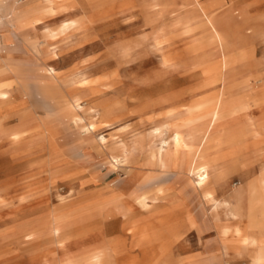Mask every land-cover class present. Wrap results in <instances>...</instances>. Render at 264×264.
Instances as JSON below:
<instances>
[{
  "label": "rangeland",
  "instance_id": "rangeland-1",
  "mask_svg": "<svg viewBox=\"0 0 264 264\" xmlns=\"http://www.w3.org/2000/svg\"><path fill=\"white\" fill-rule=\"evenodd\" d=\"M263 17L264 0H0V264H258L230 237L239 202L264 211ZM220 94L213 138L245 135L207 195L194 128ZM161 138L183 144L174 168L150 156Z\"/></svg>",
  "mask_w": 264,
  "mask_h": 264
},
{
  "label": "bare ground",
  "instance_id": "bare-ground-1",
  "mask_svg": "<svg viewBox=\"0 0 264 264\" xmlns=\"http://www.w3.org/2000/svg\"><path fill=\"white\" fill-rule=\"evenodd\" d=\"M227 7L232 8V6L229 5L226 7L224 6L223 9ZM204 15L211 21L212 26L215 29L218 37L222 40L223 43H225L223 37L221 36L220 32L218 31L217 27L214 25V23L212 22V20L210 19L206 11H204ZM0 22H1V18H0ZM1 54H4L5 56H7V58H12L15 55V51L11 46L4 44L2 39L0 38V55ZM228 58L229 56L227 54V50L225 49L223 59L221 61L222 68L228 65ZM261 82H264L263 78ZM261 90H264V85L261 87ZM10 97H11V90L8 85L7 74L4 70H1L0 68V101L7 102ZM223 97H224L223 94H220L218 96V99L214 106L215 115L210 120L207 119V120L202 121L200 124L197 125L196 128H194L197 132L203 133L204 140L200 144L198 151L196 153V159L194 160L195 163H194V167L191 173H192V177L196 176L195 186L199 190L205 189L207 195H211L209 193V189H210L209 180H210L211 175L213 173H216L215 175L216 181L220 180L221 178L225 176L224 172L221 170V166L219 165V163L221 162L222 159H224L225 156L230 154L229 150L233 146L235 147V145H237L238 143L237 140L245 135V131L243 130V128L236 126L229 136H226V137L215 136L217 138L215 139L213 138L215 133L219 132L218 128H219L220 122L222 120V117L224 115L225 108H226L225 104L222 102ZM257 101H260V100H257ZM242 108L244 109V111L249 110L248 109L249 106L243 105ZM246 116L248 117L247 121L252 127V131L255 133L258 132V129L255 128L256 122L254 118L250 115H246ZM91 128H93V125ZM89 130L90 129H87V131ZM137 146L138 144L135 145V147ZM182 149H183L182 142L177 141V142L171 143L169 139L161 138L159 140V143L155 144V147H153V149H151L149 153H150L151 158L160 167H163V168L173 167L174 168L175 158L177 157L178 154H180ZM120 152H121V157L123 158V160L124 161L127 160L128 155L132 152L131 146L123 143L120 146ZM112 159L116 160L117 163L119 162V159L116 156H112ZM157 200L158 199L156 197L150 200L145 199L141 201L140 204L144 209H147L149 207V203L151 202L155 203ZM240 204L241 203L239 202L238 205L232 208L233 216L239 219L238 220L239 227H236V231L234 235L231 236L230 238L235 239L248 252L249 251L252 252L253 258L256 260L258 264H264V226L261 220V214L263 215L264 211L263 209H257L254 206V200H251L250 210L247 213V215L244 216V214H242L241 212V208L239 207ZM245 217L247 219V225L245 227H241L242 219ZM222 235L223 237H228L229 233L227 230H224L222 232ZM149 246L147 247L143 246L142 242H140V244L138 245L139 250H140L139 252L141 253L145 251L146 253L145 257L147 259L150 258L152 255V252H151L152 248L151 246L149 248ZM133 262L134 264H140L139 260H137L136 258L134 259Z\"/></svg>",
  "mask_w": 264,
  "mask_h": 264
},
{
  "label": "crops",
  "instance_id": "crops-1",
  "mask_svg": "<svg viewBox=\"0 0 264 264\" xmlns=\"http://www.w3.org/2000/svg\"><path fill=\"white\" fill-rule=\"evenodd\" d=\"M240 10L243 11V12L246 11L245 7H242ZM262 19L264 20V17ZM260 94L264 98V90H261V88H260ZM263 103H264V99L261 100L260 104L263 105ZM262 115H264V113Z\"/></svg>",
  "mask_w": 264,
  "mask_h": 264
}]
</instances>
